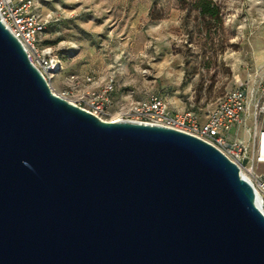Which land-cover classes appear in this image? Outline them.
<instances>
[{
    "label": "water",
    "instance_id": "obj_1",
    "mask_svg": "<svg viewBox=\"0 0 264 264\" xmlns=\"http://www.w3.org/2000/svg\"><path fill=\"white\" fill-rule=\"evenodd\" d=\"M258 200L208 143L55 95L0 20V264H264Z\"/></svg>",
    "mask_w": 264,
    "mask_h": 264
},
{
    "label": "rangeland",
    "instance_id": "obj_2",
    "mask_svg": "<svg viewBox=\"0 0 264 264\" xmlns=\"http://www.w3.org/2000/svg\"><path fill=\"white\" fill-rule=\"evenodd\" d=\"M213 1L222 23L205 26L183 0H35L50 20L41 45L61 64L51 91L77 105L87 77L112 79L105 120L151 94L204 117L225 92L264 83V0Z\"/></svg>",
    "mask_w": 264,
    "mask_h": 264
},
{
    "label": "built area",
    "instance_id": "obj_3",
    "mask_svg": "<svg viewBox=\"0 0 264 264\" xmlns=\"http://www.w3.org/2000/svg\"><path fill=\"white\" fill-rule=\"evenodd\" d=\"M0 20L49 85L61 64L49 47L41 45L50 20L36 13L35 0H0ZM85 83L88 87L74 105L109 121L104 117L114 90L112 79L95 85L94 78L87 77ZM117 121L176 130L213 146L253 186L259 197L257 207L264 215V84H246L225 92L204 117L189 110L171 111L162 97L151 94L130 106ZM242 125L245 134L239 139Z\"/></svg>",
    "mask_w": 264,
    "mask_h": 264
},
{
    "label": "trees",
    "instance_id": "obj_4",
    "mask_svg": "<svg viewBox=\"0 0 264 264\" xmlns=\"http://www.w3.org/2000/svg\"><path fill=\"white\" fill-rule=\"evenodd\" d=\"M185 2L186 0H183V3ZM186 3L197 12L205 26H210L212 23L218 25L222 23V9L213 0H190Z\"/></svg>",
    "mask_w": 264,
    "mask_h": 264
},
{
    "label": "crops",
    "instance_id": "obj_5",
    "mask_svg": "<svg viewBox=\"0 0 264 264\" xmlns=\"http://www.w3.org/2000/svg\"><path fill=\"white\" fill-rule=\"evenodd\" d=\"M262 81H264V80H262ZM104 82V81H103ZM102 82V83H103ZM101 83V84H102ZM257 83H262V82H257L256 80H252V81H250V80H247L246 82H244V83H242V85H240V86H237V87H235V88H239V87H242V86H244V85H249V86H251L252 84H257ZM262 84H264V83H262Z\"/></svg>",
    "mask_w": 264,
    "mask_h": 264
},
{
    "label": "bare ground",
    "instance_id": "obj_6",
    "mask_svg": "<svg viewBox=\"0 0 264 264\" xmlns=\"http://www.w3.org/2000/svg\"><path fill=\"white\" fill-rule=\"evenodd\" d=\"M109 121H117V119L116 120H109Z\"/></svg>",
    "mask_w": 264,
    "mask_h": 264
}]
</instances>
